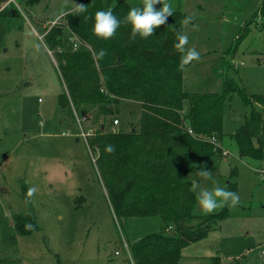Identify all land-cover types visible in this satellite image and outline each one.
Segmentation results:
<instances>
[{
  "label": "rangeland",
  "instance_id": "rangeland-1",
  "mask_svg": "<svg viewBox=\"0 0 264 264\" xmlns=\"http://www.w3.org/2000/svg\"><path fill=\"white\" fill-rule=\"evenodd\" d=\"M118 1L102 0L103 7ZM127 1L141 5V0ZM260 1L169 0L174 10L194 16L183 31L188 47L201 54L199 61L183 69V89L218 92L222 78L229 76L249 93L264 92V32L257 28L261 18L252 19ZM73 7V0H38L32 5L0 0V258L18 264H132L127 244L158 231L160 221L148 217L119 222L81 135L93 131L95 124L57 105L64 87L42 29L62 22L58 14ZM247 20L250 31L236 43ZM70 38L66 32L64 46ZM223 110L221 147L226 154L184 166L181 177L190 186L199 182L211 188L209 180L195 174L197 165H205L221 187L229 190L235 183L240 203L227 205L229 216L216 229L183 247L178 264H206L212 255L225 261L241 257L240 264H264V160L239 155L229 136L250 106L235 93ZM124 112L117 116L115 128H128L136 121L137 112L126 119ZM33 186L37 191L25 204L27 189ZM18 213L33 216L37 229L17 235L11 217ZM193 213L205 214L196 201Z\"/></svg>",
  "mask_w": 264,
  "mask_h": 264
},
{
  "label": "trees",
  "instance_id": "trees-1",
  "mask_svg": "<svg viewBox=\"0 0 264 264\" xmlns=\"http://www.w3.org/2000/svg\"><path fill=\"white\" fill-rule=\"evenodd\" d=\"M25 1L32 5L38 0ZM79 3L86 4L88 11L76 14L70 9L66 13L71 14L64 15L62 22L42 29L44 45L54 56L64 87L57 94V105L95 124L85 140L119 222L148 217L160 221L158 231L127 244L132 264H178L183 247L205 238L229 216L227 205L211 214L195 215V194L190 191V183L182 179L181 170L223 155V109L235 93L250 111L229 136L236 142L239 155L264 160V92L249 93L229 76L222 78L218 92L183 89L180 54L173 48L174 32L183 31L181 21L185 16L179 10H174L167 23L147 39L137 36L133 40L131 26L122 23L115 36L105 40L93 32L95 12L111 8L122 20L135 5L127 0L108 8L103 7L102 0ZM255 16L261 18L257 28L264 32V0L252 19ZM249 23L247 20L239 29L236 43L249 33ZM66 32L71 35V43L64 46ZM101 49L106 55L96 60L94 53ZM122 110L126 112L124 119L135 112L138 117L128 128H115L113 120L118 121ZM108 144L116 146L114 153L105 151ZM230 187L236 190L235 183ZM11 218L17 235L37 229L35 218L27 213ZM193 219L196 222L190 223ZM26 223L33 224L34 230H26ZM240 262L241 257L225 261L212 255L206 264ZM0 264L18 262L0 258Z\"/></svg>",
  "mask_w": 264,
  "mask_h": 264
},
{
  "label": "clouds",
  "instance_id": "clouds-1",
  "mask_svg": "<svg viewBox=\"0 0 264 264\" xmlns=\"http://www.w3.org/2000/svg\"><path fill=\"white\" fill-rule=\"evenodd\" d=\"M74 7L71 13L81 14L88 11L86 4L77 3L73 0ZM157 4L161 7H155ZM61 11L56 19L62 18L64 15L71 14ZM174 14V6L169 0H141V6L131 7L123 19L117 18L113 10H98L94 14L93 32L101 39H111L115 36L117 29L121 24L131 26V38L133 40L139 36L142 39H147L152 36L155 29L167 23L168 18ZM194 19L193 15L185 16L181 21L182 27L188 26ZM55 23V21H53ZM175 44L173 48L180 54L179 68L183 70L187 65L193 61H199L201 54L195 47H188L189 37L184 31H175ZM106 51L101 49L98 53H94L95 59H103ZM116 146L108 144L105 146V151L109 154L115 152ZM195 174L204 179L209 180L212 184L211 188H202L199 182H193L190 191L195 194L196 202L199 208L205 214H211L217 209H223L226 205L235 207L240 203V196L237 192L221 187L211 171L207 170L205 165H197ZM37 189L35 186L29 187L26 193L25 204L31 202ZM26 230H34V225L26 223L24 225Z\"/></svg>",
  "mask_w": 264,
  "mask_h": 264
},
{
  "label": "built area",
  "instance_id": "built-area-1",
  "mask_svg": "<svg viewBox=\"0 0 264 264\" xmlns=\"http://www.w3.org/2000/svg\"><path fill=\"white\" fill-rule=\"evenodd\" d=\"M78 46V44L77 43H75V44H73V47L74 48H76ZM118 123V121L115 119V120H113V127L115 126V124H117ZM88 133H81V135L83 136V137H86V135H87ZM223 154H226V152L223 150ZM126 249H127V252H128V254H129V251H128V248L126 247ZM115 254H118V251H115ZM129 256H130V254H129Z\"/></svg>",
  "mask_w": 264,
  "mask_h": 264
},
{
  "label": "crops",
  "instance_id": "crops-1",
  "mask_svg": "<svg viewBox=\"0 0 264 264\" xmlns=\"http://www.w3.org/2000/svg\"><path fill=\"white\" fill-rule=\"evenodd\" d=\"M12 1V0H11ZM197 242V241H196Z\"/></svg>",
  "mask_w": 264,
  "mask_h": 264
}]
</instances>
